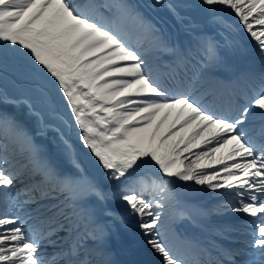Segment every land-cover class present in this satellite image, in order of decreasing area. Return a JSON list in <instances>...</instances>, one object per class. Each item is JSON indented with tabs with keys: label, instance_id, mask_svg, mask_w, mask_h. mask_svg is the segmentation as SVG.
<instances>
[{
	"label": "snow or ice",
	"instance_id": "6c2138e0",
	"mask_svg": "<svg viewBox=\"0 0 264 264\" xmlns=\"http://www.w3.org/2000/svg\"><path fill=\"white\" fill-rule=\"evenodd\" d=\"M201 5L228 10L253 42L261 65L258 73L244 72L228 82L245 86L232 89L226 104H218L214 90L196 87L201 71L219 62L214 38L197 37L186 48L170 45L126 0H0V64L21 61L61 94L79 140L105 179L117 182L127 215L137 218L140 234L161 264H238L237 256L247 257L239 264H264V0H201ZM165 6L183 19L176 5ZM212 19L232 28L222 16ZM165 54L172 57L168 67L176 87L185 90L165 86L154 74L152 63ZM189 66L197 69L191 79ZM0 102L21 101L4 94ZM256 113L262 119L254 132L257 126L249 117ZM64 143L74 173L54 166L26 127L0 111V264H114L107 258L108 231L92 205L104 202L108 193L84 173L71 145ZM145 163L162 175L138 174ZM172 178L220 191L218 208L239 214L236 230L246 237L243 247H204L177 236L163 219L173 199ZM46 200H60L64 207ZM31 205L36 207L26 211ZM76 210L90 247L73 239V226L80 229L79 223L73 225ZM105 215L124 222L112 211ZM177 215L192 218L186 210ZM45 244L53 247L51 253L39 251Z\"/></svg>",
	"mask_w": 264,
	"mask_h": 264
},
{
	"label": "rangeland",
	"instance_id": "374dc122",
	"mask_svg": "<svg viewBox=\"0 0 264 264\" xmlns=\"http://www.w3.org/2000/svg\"><path fill=\"white\" fill-rule=\"evenodd\" d=\"M169 1L164 0V3L167 4L170 2H174V5H176V11L179 13V15H183V17L185 16L187 18V20L183 19L185 23L186 22L189 23L188 20L191 21L190 18L194 17L195 14L202 15L205 18L204 28L207 29L212 28L210 21L213 20L212 19L213 16H222L224 19H232L234 17L225 8L217 7L215 9H209L206 6L201 5V0H172L170 2ZM141 2L143 4H146V0H142ZM186 2L194 6V8L196 9L182 8V4ZM164 3L158 6V8L162 11L160 15L171 19L172 17H174V15L172 14V12L169 11V9L165 6ZM164 23L162 24L164 25ZM214 24L218 25V23H216L215 21ZM214 24L213 26L216 28V25ZM218 28H220L221 30V27L218 26ZM232 29L233 28H231V30ZM239 41L244 42L245 40L244 38H240ZM233 46H234L233 51L237 52L239 48H237V45L235 44H233ZM38 85H40V87H38ZM41 88L44 90H42ZM3 92H6L8 95L13 96V98H15L18 101H21L17 99L18 96L20 97L22 96L26 101H28L29 104L32 105V112L29 111L28 104H26V108H23V106L15 107V108L19 109L18 112H25L33 116L31 117L33 118L34 121L32 122V124L36 126L38 125L40 126L41 136L44 134V131L47 129L48 123L55 124L58 126V128L61 125L63 126L69 125V122L70 124L72 122L74 123L70 115V111L66 106V101L61 98V94L54 89V87L48 82L47 79L39 77L34 73L30 72L29 70H27L26 66L21 61L9 59L7 62L0 64V96L4 95ZM18 93L20 95H18ZM8 104L0 102L1 107H4ZM56 111L59 112V115L56 114ZM32 113H39V115H34ZM74 148L76 147L73 145L71 149L73 150ZM83 156H84L83 160L85 162L84 164L85 167L89 168L92 172H95L98 174V176H100L103 169L102 167L99 166L96 158L90 153V150H88V153H86ZM55 157H56L55 154H53L51 160L55 159ZM59 203L62 204L61 201Z\"/></svg>",
	"mask_w": 264,
	"mask_h": 264
},
{
	"label": "bare ground",
	"instance_id": "6f19581e",
	"mask_svg": "<svg viewBox=\"0 0 264 264\" xmlns=\"http://www.w3.org/2000/svg\"><path fill=\"white\" fill-rule=\"evenodd\" d=\"M127 2V0H126ZM153 10H156V7L153 6L152 7ZM158 13V12H157ZM150 16H154L153 12L151 11L150 12ZM159 14V13H158ZM162 17V16H161ZM228 22H231L230 24L232 26H234V24L238 25V29L240 30V25L238 23H236V18L234 19V17L232 19H229ZM168 26H164L165 30L166 31V34L168 36H170V34L174 37L175 41L178 40V38L182 35V37H187L189 34L188 32V29H184L183 30V23L181 21H178L176 19H170L168 18ZM213 23V21L211 22V24ZM180 30H181V33H180ZM183 30V32H182ZM241 33L243 34L244 36V39L246 40L244 43H241L244 47V49H251L253 47V42L249 39L248 35L241 31ZM225 38L224 34L223 33H218L217 35L214 36V39L216 40V42L219 44V48H218V55H219V61H220V51H221V57L223 59V62L224 64H228L229 61H228V57H230L232 55V52H231V46H232V43L230 42L229 44V41H227L228 39H225V41H222L220 40L221 38ZM249 44L251 45L252 47L251 48H247L246 45ZM254 50V48H252ZM255 57H252L250 56V59H251V64L253 66L257 65L259 62V59L258 57L256 56V53H254ZM257 70L255 71L256 73H258L260 71V68L261 66H257L256 67ZM207 73V70L204 69L202 70L201 74H206ZM24 107V105H23ZM26 122V121H24ZM62 158L64 160L63 162V166H59L58 169H60L61 171H64V172H68L67 169L65 168H72L73 170L71 172H76V169L73 167V163H72V159L70 158V155L68 153V151L64 152L62 154ZM177 179V178H176ZM92 180L95 182L94 178H92ZM176 186H178V188L180 190H184V191H187V189L189 188L191 192H194L196 193V195H194L198 200L200 199H206L207 197V201H210L211 202V206L209 208V210H213V212L215 213H220V208H218V205H221L222 202L218 199L217 196H215L213 193L217 192V191H213L211 189H208L206 186H202V185H196L194 182H191V181H188V182H185V181H180L177 179V182H176ZM182 186H185L184 189H182ZM58 202V200H50L49 201H44L43 203L46 204V205H51V204H56ZM44 210V209H43ZM55 211V209L53 210ZM200 212H203V213H206L207 211H203L199 210ZM48 213H52V211H48ZM210 213V212H209ZM96 220L99 219L100 217H95ZM163 219L165 220V216L163 217ZM190 221L187 223V226L190 227V230H201L203 232H208L207 229H204L206 225H208L210 223V221H207V220H204L202 219L201 217L199 218H195V217H192L191 219H189ZM80 222H85L84 219H79L78 222L76 223H80ZM234 222H237V221H231L229 222V224L231 226L234 225ZM203 227V228H198V227ZM225 226H228V224H226ZM139 231V230H137ZM141 241H143V246L141 247L143 250V256H145L146 258H150L148 260H151V261H154V262H157L159 264H161V257L159 256V254L155 253L146 243H145V238L142 236L140 237ZM110 240V235H108V238H107V243L109 242Z\"/></svg>",
	"mask_w": 264,
	"mask_h": 264
}]
</instances>
